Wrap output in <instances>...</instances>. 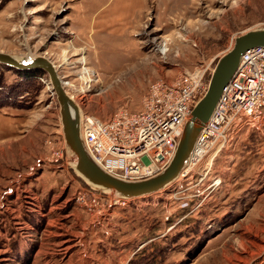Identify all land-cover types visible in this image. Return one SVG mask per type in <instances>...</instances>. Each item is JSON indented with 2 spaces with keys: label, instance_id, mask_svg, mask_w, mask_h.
<instances>
[{
  "label": "rangeland",
  "instance_id": "1",
  "mask_svg": "<svg viewBox=\"0 0 264 264\" xmlns=\"http://www.w3.org/2000/svg\"><path fill=\"white\" fill-rule=\"evenodd\" d=\"M255 28L264 0H0V51L46 56L80 116L101 120L194 67L200 99ZM238 127L188 175L114 202L72 166L48 74L0 64V264H264V111Z\"/></svg>",
  "mask_w": 264,
  "mask_h": 264
},
{
  "label": "built area",
  "instance_id": "2",
  "mask_svg": "<svg viewBox=\"0 0 264 264\" xmlns=\"http://www.w3.org/2000/svg\"><path fill=\"white\" fill-rule=\"evenodd\" d=\"M203 74L204 69L194 67L172 81H151L138 112L118 110L106 120L81 114L79 134L88 154L106 172L121 179L140 180L162 171L171 161L184 124L199 100ZM263 111L264 46H251L241 53L223 85L179 176L188 175L217 146L223 147L234 123L238 129L244 124L258 125ZM112 199L119 202L128 198L114 194ZM91 201L96 206L95 196Z\"/></svg>",
  "mask_w": 264,
  "mask_h": 264
},
{
  "label": "water",
  "instance_id": "3",
  "mask_svg": "<svg viewBox=\"0 0 264 264\" xmlns=\"http://www.w3.org/2000/svg\"><path fill=\"white\" fill-rule=\"evenodd\" d=\"M251 46H264V28L245 30L235 36L231 49L215 63L207 90L195 104L190 118L185 122L171 161L159 173L140 180H126L113 176L101 168L88 154L79 134L77 106L65 91L57 68L50 59L44 55H32L18 59L0 51V64L18 70L41 69L45 71L59 104L63 136L72 153V159L75 161V169L90 183L100 185L122 197L135 198L160 191L178 178L194 140L201 126L210 116L223 85L231 77L241 53Z\"/></svg>",
  "mask_w": 264,
  "mask_h": 264
},
{
  "label": "bare ground",
  "instance_id": "4",
  "mask_svg": "<svg viewBox=\"0 0 264 264\" xmlns=\"http://www.w3.org/2000/svg\"><path fill=\"white\" fill-rule=\"evenodd\" d=\"M255 29H257V28H255ZM259 29H261V28H259ZM250 30V29H249ZM247 31V30H246ZM163 51H164V49H163ZM33 54L30 52V53H28V55L27 56H32ZM15 58H20V57H15ZM82 61H80V63H81ZM214 69V68H213ZM81 72V71H80ZM85 74H88V70L86 69V68H83L82 67V72H81V75H85ZM87 79V78H86ZM62 83H63V85L65 86L66 85V83L64 82V81H62ZM66 91H67V89H66ZM70 97H72L71 96V94H68ZM76 104V103H75ZM76 106H77V104H76ZM77 109H78V113H79V116H80V109H79V107L77 106ZM201 129V128H200ZM200 131V130H199ZM72 155V153H70V155L69 156H71ZM71 164H72V166L74 167V169H75V161H72L71 162ZM76 170V169H75ZM76 172L78 173V174H80L77 170H76ZM81 175V174H80ZM81 177H83L84 178V180L87 182V183H89V184H91L94 188H96V189H100V190H105V191H111V190H106L105 188H103L102 186H100V185H96V184H93V183H90L83 175H81ZM180 177V176H179ZM82 178V179H83ZM111 193H114V192H112L111 191ZM117 196H120L119 194H117V193H115ZM121 197V196H120Z\"/></svg>",
  "mask_w": 264,
  "mask_h": 264
},
{
  "label": "crops",
  "instance_id": "5",
  "mask_svg": "<svg viewBox=\"0 0 264 264\" xmlns=\"http://www.w3.org/2000/svg\"><path fill=\"white\" fill-rule=\"evenodd\" d=\"M43 215H45V213H44ZM21 247H22V246H21ZM38 251H39V249L35 252V254H36ZM8 259H9V258H7V257H5V256H1V260H2V261H5V260L7 261ZM10 260L13 261L12 259H10ZM33 261H34V259H33ZM77 264H81V263L78 262Z\"/></svg>",
  "mask_w": 264,
  "mask_h": 264
}]
</instances>
